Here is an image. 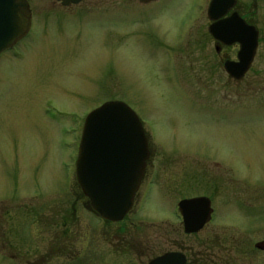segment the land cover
<instances>
[{"label":"rangeland","instance_id":"rangeland-1","mask_svg":"<svg viewBox=\"0 0 264 264\" xmlns=\"http://www.w3.org/2000/svg\"><path fill=\"white\" fill-rule=\"evenodd\" d=\"M28 2L31 33L0 59V264H148L176 251L188 264H264V46L236 83L208 32L211 0ZM108 102L137 113L152 154L117 224L90 210L75 173L85 120ZM199 197L214 219L186 235L179 203Z\"/></svg>","mask_w":264,"mask_h":264},{"label":"water","instance_id":"water-1","mask_svg":"<svg viewBox=\"0 0 264 264\" xmlns=\"http://www.w3.org/2000/svg\"><path fill=\"white\" fill-rule=\"evenodd\" d=\"M63 7L76 6L85 0H56ZM234 0H212L208 15L211 21L222 18L231 9ZM236 18L213 24L211 35L231 45L242 46L240 63L227 62V73L242 79L253 62L258 43L257 32L245 41L241 34L230 33ZM241 22V21H240ZM32 27L27 0H0V55L24 39ZM149 145L143 125L136 113L122 102H110L93 111L86 119L76 176L90 208L101 219L120 223L134 207L136 195L145 176ZM186 235L199 234L212 220V203L207 198L184 200L179 204ZM264 250V243L257 245ZM149 264H187L182 253H167Z\"/></svg>","mask_w":264,"mask_h":264},{"label":"flooded vegetation","instance_id":"flooded-vegetation-1","mask_svg":"<svg viewBox=\"0 0 264 264\" xmlns=\"http://www.w3.org/2000/svg\"><path fill=\"white\" fill-rule=\"evenodd\" d=\"M159 1H161V0H151L152 3H156V2H159ZM241 3H242L241 0H234V4L232 5L231 9L226 13V15H224L222 18H220L219 20L214 21V22H212L209 19L208 12H207V17H208V20L210 22V24L208 26V32H209V35H210L211 39L213 40V43H214V46H215L216 56H218L220 58L219 59L220 60V65L219 66L222 67L223 72L228 76V78L232 82H236V83L245 80L246 77L252 72L255 63H256V61L259 58V54H260L261 48H263V46H264V26L262 25V23H259L260 12H261L260 6H259V2L257 0H255V1L251 0L250 1V3H251L250 8L247 7V9H248L247 11L243 10V7H242ZM232 18H236L237 21H235V22L232 21V27L230 29V33L231 34H234V33L238 32L239 34H241V37L243 39L246 38L245 41H248V40H250L251 37H253V35H252L253 33L251 34L250 29H254L257 32V35H258V38H257L258 47H257L256 53H255L253 62L251 64V66H250L249 71L240 80H237V79L231 77L227 73V71L225 69V64L227 62H232V63H235V64H239L240 63L239 55H240L241 50H242L241 44L234 43V44H231V45H227L223 41H221V40H219L217 38L215 39L210 33L211 25L219 24L222 21H225V20H228V19H232ZM30 33H29V35H30ZM29 35L25 39H22L21 41H19L8 52L3 53L0 56V59L3 58L4 56H6L7 54H11L14 51H16L18 49V47L29 37ZM230 50L234 54L231 57H229V55H228ZM151 157H152V154H151L150 141H149V158H148V161H147L146 173H147V170H148V165H149V162L151 160ZM217 164L221 165L220 163H217ZM145 178H146V174H145Z\"/></svg>","mask_w":264,"mask_h":264}]
</instances>
